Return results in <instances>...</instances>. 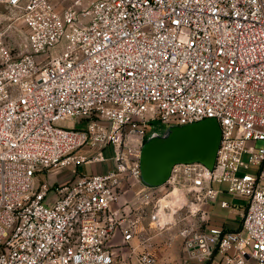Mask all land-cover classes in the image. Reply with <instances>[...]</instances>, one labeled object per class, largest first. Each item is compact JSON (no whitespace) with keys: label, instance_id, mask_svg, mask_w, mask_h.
<instances>
[{"label":"built area","instance_id":"obj_1","mask_svg":"<svg viewBox=\"0 0 264 264\" xmlns=\"http://www.w3.org/2000/svg\"><path fill=\"white\" fill-rule=\"evenodd\" d=\"M0 5L26 41L0 20V264H161L145 244L176 222L188 259L264 264V0ZM203 117L221 129L213 165L144 183L145 139ZM61 167L74 174L42 177ZM224 192L244 199L235 229L206 218L210 202L236 207Z\"/></svg>","mask_w":264,"mask_h":264},{"label":"water","instance_id":"obj_2","mask_svg":"<svg viewBox=\"0 0 264 264\" xmlns=\"http://www.w3.org/2000/svg\"><path fill=\"white\" fill-rule=\"evenodd\" d=\"M221 137L215 117H203L183 124H171L161 133L149 135L141 148L140 177L149 185L163 183L176 162L214 163Z\"/></svg>","mask_w":264,"mask_h":264},{"label":"crops","instance_id":"obj_3","mask_svg":"<svg viewBox=\"0 0 264 264\" xmlns=\"http://www.w3.org/2000/svg\"><path fill=\"white\" fill-rule=\"evenodd\" d=\"M79 164H84V163H79ZM78 165H77V170H78ZM108 165H109V162H108ZM106 167H107V165L104 168H102L101 170L105 169ZM61 168H63V167H61ZM61 168H58V170ZM60 171H62V170H60ZM68 173H69L68 171H66L65 173H64V171H62V173L57 176V174H55V172H51L49 177L51 180L56 179V177H58L59 179H64L67 177L66 174H68ZM79 173H83V172H79ZM70 174H71V172H70ZM72 174H74V173H72ZM214 183H216V185H214ZM214 183H212V185L214 187L226 188V186H227L226 182H214ZM218 197L220 199H222V198L226 199L229 197V199H227V200H229L233 204H238V203H234V201H232L234 196H230L226 192L219 194ZM217 201L218 200H216L214 202H210L207 206L208 213L206 214V218H207L208 223L220 224V225H223L227 229L237 228L240 224V214L239 213L242 210V206L239 205V207H238L236 205V207H221L219 205L220 208L225 209L228 212V214L230 216H232V220L229 221L226 218L224 219L223 217L219 216L216 213V209H214V206L217 203ZM243 201H244V199H243ZM235 218L236 219L238 218L237 221L234 220ZM164 238H165V236H164L163 232H161L160 234H156L153 237L154 242H155L154 251L159 256V258L161 260V264H200L197 260L188 259L185 257V255L181 254L180 245L178 244V241H174V242L171 241L170 242L168 240H164ZM112 241L114 244H118L121 241V237L119 235H117ZM132 244H136V241H132ZM178 245H179V247H178ZM120 248H122V249H120ZM126 248L127 247H124V246H120V247L113 246V250H115L116 253L121 252L122 254L124 253V250Z\"/></svg>","mask_w":264,"mask_h":264},{"label":"rangeland","instance_id":"obj_4","mask_svg":"<svg viewBox=\"0 0 264 264\" xmlns=\"http://www.w3.org/2000/svg\"><path fill=\"white\" fill-rule=\"evenodd\" d=\"M7 13H9V9L8 8H5L4 6H1L0 5V16H1V18L2 19H0L1 20V22L2 23H6V22H10V28H9V30H8V38H9V42L11 43V44H15V46L17 47V48H21V47H23L25 44H26V41H25V39H24V35H23V33H22V31H23V29H24V24L19 20V19H17V20H11V19H8V18H6V17H4ZM157 123V122H156ZM59 124L60 125H70L71 124V122L70 121H64V120H61L60 122H59ZM156 126H158V124H155ZM166 126H164V128H165ZM263 144V141L262 140H258V141H256V143H255V145L256 146H260V145H262ZM111 154V152L109 151L108 153H106V155H110ZM108 166V162H106V161H100V162H93V163H84V164H79L78 165V171L79 172H86V173H88V172H94V171H100L102 168H104L105 166ZM60 170H62V171H64V173L66 172V171H68L69 173L68 174H66V176H68L69 174H70V168H68V167H63V168H61V169H53V170H51L50 172H49V174L48 175H46V176H44V173H43V175H42V177L44 178V179H47L48 181H54V180H57V179H59L58 177H56V179H54V180H51L50 179V177H49V175L51 174V172H55V174H57V176L58 175H60L61 173H62V171H60ZM249 170L250 171H254L255 170V166H251L250 168H249ZM214 185H216V183H214ZM130 192V191H129ZM132 194H129V195H127L128 197H130ZM126 196V197H127ZM226 199H229V197L228 198H226ZM232 201H234V203H238V204H236L238 207H239V205L240 206H243V203H244V201H243V198H239V197H234L233 198V200ZM236 201V202H235ZM214 209H216V213L219 215V216H221V217H223L224 219L226 218L227 220H229V221H231L232 220V216H230L229 214H228V212L225 210V209H223V208H220L219 207V202L217 201V203L215 204V206H214ZM238 219V218H237ZM237 219L235 218L234 220L235 221H237ZM186 222H176L173 226H171L170 228H168L167 230H164L163 231V234H164V236H165V238H164V240H168V241H178V244L181 246V242H182V237H181V235L178 233L179 232V229L185 224ZM160 234V233H159ZM153 237L154 236H152L150 239H149V242L148 243H146L145 244V247H148L149 249H153L154 250V244H155V242H154V239H153ZM179 245H178V247H179ZM120 249H122V248H120ZM114 252H115V250H113ZM181 251V250H180ZM181 254H182V251H181Z\"/></svg>","mask_w":264,"mask_h":264}]
</instances>
